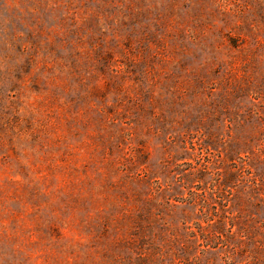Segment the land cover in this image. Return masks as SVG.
Instances as JSON below:
<instances>
[{
	"label": "rangeland",
	"instance_id": "rangeland-1",
	"mask_svg": "<svg viewBox=\"0 0 264 264\" xmlns=\"http://www.w3.org/2000/svg\"><path fill=\"white\" fill-rule=\"evenodd\" d=\"M0 264H264V0H0Z\"/></svg>",
	"mask_w": 264,
	"mask_h": 264
}]
</instances>
